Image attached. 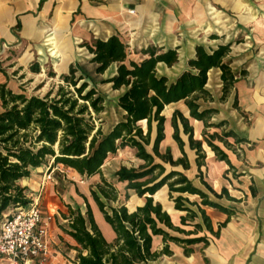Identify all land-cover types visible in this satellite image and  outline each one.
Instances as JSON below:
<instances>
[{
	"label": "trees",
	"instance_id": "trees-1",
	"mask_svg": "<svg viewBox=\"0 0 264 264\" xmlns=\"http://www.w3.org/2000/svg\"><path fill=\"white\" fill-rule=\"evenodd\" d=\"M82 47L88 50L92 59L86 64H71L68 73L60 75L62 82L57 89L49 90L44 96L28 95L23 89L15 92L7 83L0 84V219L10 207L30 202L26 193L29 187L18 182L29 178L32 169L42 167L52 159L53 167L62 165L87 179L100 175L101 182L96 185L97 189H91V197L116 235L113 242L106 239L87 198L85 214L68 205L69 215H65L68 224L62 229L77 243V264H144L171 255L170 242L184 247L208 244L207 236H201L204 226L215 236L219 231L214 232L202 206L228 212L213 201L211 195L229 201L237 199L231 197L225 187L216 191L204 178V144L236 172L229 156L216 142L232 149L230 138L235 144L246 141L231 130L210 134L209 129H223L227 122L212 123L218 111L203 106L213 101L206 89L208 72L212 68L222 70V100L237 81L230 66L224 62L230 46H220L212 52L198 46L195 59L189 62L191 70L182 73L175 82L159 76L157 65L163 62L173 66L179 59L177 50L150 47L142 51L147 58L137 62L129 59L128 45L119 36L94 40ZM114 64L117 65L116 74L102 83L112 84L114 90L125 89L118 100L124 115L105 132L101 121L105 98L96 84L97 78ZM30 70L39 73L40 65L36 63ZM0 72L7 77L1 66ZM179 101L185 102L190 117L202 121L205 129L203 139L196 140L189 119L180 110H175L171 118L173 139L182 153L175 160L171 148L161 151L166 122L163 111L166 106ZM183 135L188 137L190 148L196 152L197 178L204 189L196 186L185 173L191 169V163ZM125 148L134 149L136 157L143 162L137 168L122 166L116 173L119 182L127 183L126 201L131 197L130 192L145 199L135 209H130L126 203L113 206L119 201V191L104 177L102 170L110 155ZM166 165L172 169L168 171ZM165 187L175 209L186 212L180 225H176L163 205L155 200V195ZM185 195L198 196L201 202H191ZM187 203L196 206L198 211ZM199 216L204 225L197 222ZM155 236H162L165 243L161 252L153 250ZM191 251L185 250L186 254Z\"/></svg>",
	"mask_w": 264,
	"mask_h": 264
},
{
	"label": "crops",
	"instance_id": "crops-1",
	"mask_svg": "<svg viewBox=\"0 0 264 264\" xmlns=\"http://www.w3.org/2000/svg\"><path fill=\"white\" fill-rule=\"evenodd\" d=\"M112 36H119L128 45L129 59L137 62L147 58L142 51L150 47L164 51L177 50V63L171 67L163 62L157 65L158 75L167 77L170 82H175L182 73L191 70L189 62L195 59L198 46H204L208 52H212L220 46L229 45L230 52L224 62L230 66L237 81L226 99L222 100V70L212 68L208 72L206 89L213 101L204 103L203 106L218 111L213 116L212 123L227 122L226 127L221 128L222 131H234L246 140L235 144L234 139L230 138L228 141L233 144L232 149H227L223 143H217L229 156L236 172L231 171L229 165L204 144L206 159L203 168L207 172L209 184L218 192L223 187L227 188L230 196L237 199L229 201L211 195V199L227 208L228 212L202 206L211 220L214 232L219 231V235L215 236L204 226L201 236H207L208 244L198 243L184 247L170 242L171 255H163L144 264H264V0H0V63L15 52L40 51L45 41L50 42L54 38L59 46L70 49L72 45H76L79 46L77 48L86 49L82 47L84 43L107 40ZM86 51L89 62L92 56L87 49ZM116 71L117 65L114 64L105 74L109 72L107 78H110ZM3 79L4 76L0 73V84ZM107 84L112 87V84ZM115 91L120 93V97L125 89ZM175 110H180L189 119L196 140L203 139L205 126L202 121L190 117L184 101L165 107V140L161 143V151L162 148L165 151L171 148L172 155L174 157L176 154L177 158L174 159L177 160L182 153L173 139L171 118ZM183 139L191 163L188 171L194 167L198 171L196 152L190 148L188 137L183 135ZM190 152L194 153V162ZM34 170L40 171L41 167ZM70 171L82 177L75 170ZM231 172L239 176L245 185L240 191H233L234 193L229 190L223 178L225 174L231 179ZM97 177L98 175L91 177L85 187L79 184L75 188L69 186L63 198L76 203L77 207L67 202L66 211L58 203L60 199L54 192L55 184L47 183L43 203L45 215L54 218L48 236L51 256L45 262L34 260L28 264H77V243L63 231L62 226L68 224V219H65V215H69L68 205L86 213L85 198L106 239L109 242L115 240L113 229L105 221L94 200L91 201L93 187L90 185ZM18 183L29 187L31 191L41 188L40 181L35 177L24 178ZM201 186L203 187L202 184ZM201 186L198 187L202 188ZM160 203L172 217L169 208ZM194 207L191 208L198 211ZM173 209L179 215V224L173 218L172 220L180 225L181 217L186 212L176 210L174 206ZM10 210L11 207L3 214L0 223ZM197 222L203 224L201 216ZM164 246L162 236H155L153 250L161 252ZM186 248L192 251L186 254Z\"/></svg>",
	"mask_w": 264,
	"mask_h": 264
},
{
	"label": "rangeland",
	"instance_id": "rangeland-1",
	"mask_svg": "<svg viewBox=\"0 0 264 264\" xmlns=\"http://www.w3.org/2000/svg\"><path fill=\"white\" fill-rule=\"evenodd\" d=\"M77 47L79 46L72 45L69 49V47L67 46H59L54 38L50 42L45 41V43L43 44V49H41L40 51L25 50L18 53L15 52L11 56H9V59L4 58L3 62L0 63V66L7 73V77L2 73L4 79L1 84L7 83V86L15 92H19L21 89H23L24 92H26V94L28 95L44 96L49 90L57 89L58 84L62 82L60 79V75L68 73L70 64L77 62L85 64L88 63L89 57L87 55L86 49ZM36 63L40 65L41 70L39 73H33L30 70L31 66ZM52 73H55V75L52 76ZM109 74L110 73L108 72L107 74L99 76L97 78L98 84H96L98 91L105 98V111L101 115V121H103L102 125L105 132H108L114 124H116L122 119L123 116V113L118 105L120 93L118 91L113 90L111 85L107 83H102V80H105V78H107ZM99 122L100 121H98L97 124H100ZM208 132L210 134L214 132H222V129L217 130L215 128H212L209 129ZM206 148L208 149V147ZM162 152H165L164 148H162ZM176 156L177 155L175 154L174 158H177ZM190 157L194 162V153L190 152ZM142 163L143 162L136 157V151L131 148L121 149L116 154L110 155L108 157L107 161L104 164L105 167L103 174L105 178L108 181L112 182L119 191V201L113 203V206H118L123 203H126L127 206L131 209L138 205H142L145 202V199L139 198L133 192H130L131 197L128 201H126L125 194L127 192V183H119L116 177V173H114V171L119 170V168L122 166H126L128 168H137ZM166 167L168 171L172 169L170 165H166ZM202 171L204 178L209 182L205 168H203ZM47 172H52V177L46 182L45 186L47 185V183L55 184L54 192L57 198L60 199L58 203L60 204V206L65 207V211L67 202H71L69 199L65 201L63 198V195H65L66 190L69 188V186L75 188V186L79 184L80 186L85 187L87 186V183L90 180L85 177H78L77 175H75V173H72L69 168H66L64 166L62 167L61 165H57L53 167L52 159H48L47 163L41 167L40 171H35L34 169H32L30 177H35L37 181H40L42 186L45 180L44 176ZM186 174L192 180H194L196 185L201 186L200 180L197 178V168L194 167L191 171L186 172ZM229 176L231 179H228L225 174L223 176L229 190H231L232 192L235 190L240 191V188L245 187L239 176H235L233 172L229 173ZM98 182H101L100 175H98L97 179H95V181L91 183L90 187L92 186L94 189H97L96 185L98 184ZM36 187L38 188V185ZM76 190L77 193H79L78 188H76ZM38 191L39 190L37 189L36 191H31L29 189L26 193L29 197H32L35 196ZM237 194H239L238 196H242L241 193ZM185 196L189 198L191 202H201L199 197L191 195ZM44 198L45 190H43V202ZM155 200L162 202L166 207H168L169 211L173 214V220L177 224H179V215H177V213L175 214V212L173 211L174 201L170 199L169 192L166 187L155 195ZM91 201L93 202L92 197ZM71 203L72 206H74L75 208L77 207L76 203ZM187 205L190 207H194L189 203H187ZM81 206L84 210L86 209L84 203H82ZM187 228L191 229L189 227Z\"/></svg>",
	"mask_w": 264,
	"mask_h": 264
},
{
	"label": "built area",
	"instance_id": "built-area-1",
	"mask_svg": "<svg viewBox=\"0 0 264 264\" xmlns=\"http://www.w3.org/2000/svg\"><path fill=\"white\" fill-rule=\"evenodd\" d=\"M52 172L44 176V183L26 205L12 206L0 223V264H28L45 262L51 256L48 236L54 218L45 215L43 190Z\"/></svg>",
	"mask_w": 264,
	"mask_h": 264
}]
</instances>
